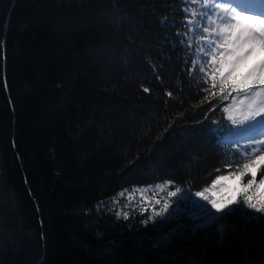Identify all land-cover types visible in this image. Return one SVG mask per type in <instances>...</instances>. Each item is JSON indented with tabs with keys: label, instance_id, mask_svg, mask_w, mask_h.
<instances>
[{
	"label": "trees",
	"instance_id": "obj_1",
	"mask_svg": "<svg viewBox=\"0 0 264 264\" xmlns=\"http://www.w3.org/2000/svg\"><path fill=\"white\" fill-rule=\"evenodd\" d=\"M180 15L176 0H0V264H264V212L241 199L192 218L252 146L211 137L231 84L182 77Z\"/></svg>",
	"mask_w": 264,
	"mask_h": 264
},
{
	"label": "snow or ice",
	"instance_id": "obj_2",
	"mask_svg": "<svg viewBox=\"0 0 264 264\" xmlns=\"http://www.w3.org/2000/svg\"><path fill=\"white\" fill-rule=\"evenodd\" d=\"M225 13L231 17L232 20L236 21L235 24L231 22L225 23L222 26L223 31L231 30L235 32H242L245 35L250 34L251 28H256L259 31L264 32V28H260L259 24L264 23L260 21L258 16H250L242 14L239 12H227L230 5H220L219 6ZM227 46V41L225 42ZM241 53L245 52L246 49H240ZM219 59L214 57V61ZM264 61V48L256 47L247 56L241 60L234 70L232 75L228 77L223 83L224 85L231 84L236 89L241 87H247L253 83V79L249 74L250 70L253 69L257 64ZM230 67L229 63H224L223 67L216 70V75L218 76L225 68ZM247 77V79H245ZM260 83H264V78L260 80ZM233 89L228 87H221L220 93L223 98L226 93L232 91ZM215 96L216 92H212ZM239 105L235 104L229 105L225 111L228 112L229 116L237 121V117L240 120H246L251 117L257 116L260 112H264V108H259L256 110L254 106H249V109L241 114L239 110ZM259 145H264V141L252 142ZM240 155V154H237ZM243 162H228L225 164L227 169L225 172L218 174L212 183L206 187H203L200 191L196 192V195L203 201L208 202L212 208L217 210H222L229 208L231 204L238 203L241 199L244 203L248 205L249 208L256 209L258 212H264V177L257 179V174L264 171V147H251L250 151L243 152ZM166 185L159 186L161 191ZM180 188H176L175 191H170L169 196L175 197ZM146 190H141V196L143 201L146 203L151 202V198L145 195ZM123 195V193L121 194ZM130 200L134 199L133 195H130ZM157 204L160 203L159 200L156 201ZM223 204V207H218V204ZM168 209V204H164V210ZM144 211H147L145 208ZM119 215V213H117ZM125 219L127 218V213H124ZM147 223V220L145 221ZM115 243V242H113ZM114 264V262H112Z\"/></svg>",
	"mask_w": 264,
	"mask_h": 264
},
{
	"label": "rangeland",
	"instance_id": "obj_3",
	"mask_svg": "<svg viewBox=\"0 0 264 264\" xmlns=\"http://www.w3.org/2000/svg\"><path fill=\"white\" fill-rule=\"evenodd\" d=\"M199 7H201V5H199ZM257 23L260 24V22ZM225 40L227 41V38H225ZM246 40H250L249 36L240 32L239 35L234 34L229 41H237L238 45L241 46V48H245L247 46V43L245 42ZM246 52L249 53L248 50H246ZM196 204H198V206L195 210L192 211V218L197 220L200 225H208L213 223L218 218H220L225 212L231 210L234 206V204H231L229 208L217 210L215 208H212L208 202L203 201L202 199L196 201ZM218 207H223V204H218Z\"/></svg>",
	"mask_w": 264,
	"mask_h": 264
},
{
	"label": "bare ground",
	"instance_id": "obj_4",
	"mask_svg": "<svg viewBox=\"0 0 264 264\" xmlns=\"http://www.w3.org/2000/svg\"><path fill=\"white\" fill-rule=\"evenodd\" d=\"M246 1H247L248 3H247ZM243 4H247V5H249V6H254V7L257 6L256 4H251V2H250L249 0H244ZM243 4H242V5H243ZM258 7H259V6H258Z\"/></svg>",
	"mask_w": 264,
	"mask_h": 264
}]
</instances>
